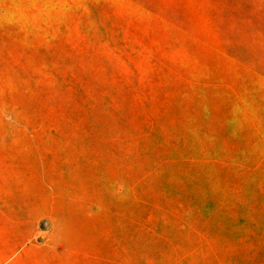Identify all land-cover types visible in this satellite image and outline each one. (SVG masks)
I'll return each mask as SVG.
<instances>
[{
    "label": "rangeland",
    "instance_id": "1",
    "mask_svg": "<svg viewBox=\"0 0 264 264\" xmlns=\"http://www.w3.org/2000/svg\"><path fill=\"white\" fill-rule=\"evenodd\" d=\"M0 264H264V0H0Z\"/></svg>",
    "mask_w": 264,
    "mask_h": 264
}]
</instances>
